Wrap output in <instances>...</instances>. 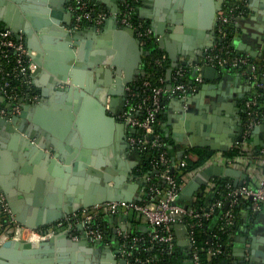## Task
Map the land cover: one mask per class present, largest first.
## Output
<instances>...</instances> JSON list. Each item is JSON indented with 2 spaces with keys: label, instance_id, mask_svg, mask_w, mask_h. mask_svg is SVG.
Returning <instances> with one entry per match:
<instances>
[{
  "label": "water",
  "instance_id": "95a60500",
  "mask_svg": "<svg viewBox=\"0 0 264 264\" xmlns=\"http://www.w3.org/2000/svg\"><path fill=\"white\" fill-rule=\"evenodd\" d=\"M71 1L0 0V27L15 35L21 31L27 37L26 48L35 52L37 67L32 77L41 93L38 102L22 105L19 113L10 115L8 110L7 116H0V134L4 135L0 151L7 155L6 165H0V192L14 221L34 230L83 209L105 203H137L144 197L146 175L139 178L133 174L134 166L124 162V153L122 159L114 157L112 143L116 141L122 152L129 147L127 137L135 131L116 117L123 111L124 88L132 82V71L137 73L141 56L148 53L137 45L134 31L117 22L122 0L102 3L110 13L103 26L89 25L79 31L70 30L63 20V7ZM225 1L156 0L149 25L158 46L163 50L165 29L170 38L178 42L182 37L192 46L194 36L202 39L206 30L214 28ZM246 1L248 9L256 13L258 0ZM259 8V18L264 21V0ZM97 30L103 33L98 35ZM52 40L55 46L50 44ZM168 52L173 68L178 57ZM202 72L206 80L222 77V71L209 66ZM144 73L143 68L140 74ZM199 96L177 100L187 104ZM199 108L188 110L194 116L185 123L190 135L182 145L225 153L243 141L239 112L231 119L222 118L226 115L216 110L204 113ZM263 128L262 124L253 129L251 145H264L258 137ZM16 156L25 158L20 168L13 159ZM229 174V168L208 166L194 174L180 197L190 200L211 178ZM244 178L240 173V179ZM139 185L141 191L134 193ZM87 244L85 239L71 240L65 232L41 242L7 240L0 245V264H127L102 248L101 241ZM253 248L243 261L233 264H264V256ZM101 252L104 257L97 262L95 256Z\"/></svg>",
  "mask_w": 264,
  "mask_h": 264
},
{
  "label": "built area",
  "instance_id": "2783aa9c",
  "mask_svg": "<svg viewBox=\"0 0 264 264\" xmlns=\"http://www.w3.org/2000/svg\"><path fill=\"white\" fill-rule=\"evenodd\" d=\"M137 0H122L119 5L117 22L121 27L131 28L139 48L151 55V63L160 69L167 70L166 77H159L156 83L149 80L150 74L146 71L135 83L125 86L124 107L118 120L127 128L135 132L127 137V144L137 154L148 151L154 153L149 160L150 170L146 175L144 184V197L137 203H105L80 210L62 220L34 230L17 224L10 214L5 198L0 194V207L5 220H0V245L7 240L17 242L47 241L56 234L65 232L73 241L81 239L93 244L97 241H106L105 221L109 217L131 218L134 221L147 224L146 234H127L118 229L114 234L121 240V249L118 255L127 264H147L152 258L138 256L140 252L139 241L145 237L151 244L149 249L162 245L169 252H173L175 239L174 225L183 228L188 245L187 256L192 264H200L199 252L205 251L207 258L214 255H225L227 249L223 247L197 248L194 242V229L201 227L203 222L209 220L215 210L224 207L220 213L222 224L219 229L228 232L234 226L237 213L234 207L241 202H250L252 210H258L264 205V149L250 150L249 138L253 129L260 125L262 115L256 110L257 94L264 101V70L259 71L264 64V57L254 60L247 54L238 52L231 45L229 27L237 24L239 19L248 13L246 0H226L221 11L217 13L216 24L213 28L214 43L204 50L200 59L189 61L188 64L178 58L177 65L171 68L168 55L158 46L157 37L149 24L136 18ZM73 15V24L70 30L78 31L83 25L100 27L104 24L109 13L95 8L88 0H74L69 6ZM147 56H144V58ZM35 53L26 48L23 37L13 34L10 30L0 27V97L8 107H0V116L5 117L20 112L23 103H36L41 95L34 86L32 74L36 70ZM145 60V59H144ZM144 64V62H143ZM168 66L170 67L169 69ZM205 66L219 71H239L248 80L253 92L244 102V116L242 121L243 141L234 143L229 147L243 150L241 155L233 158L226 157L222 152H213L206 157L202 164L183 177L184 183H178L173 176L186 166L187 160L193 158L192 148L184 147L179 156L169 155L167 140L158 130L157 121L165 108V101L169 98L185 100L193 96L204 83L202 69ZM186 73L190 74L189 79ZM186 78V81H185ZM186 104V103H183ZM252 157H258L262 171L256 173L249 165ZM208 166H218L222 169L237 167L245 174L240 185L226 183V194L219 193L216 188L217 179L211 178L200 190L204 198V207L195 208L193 200L187 204L178 202L180 193L194 174ZM138 167V166H137ZM136 167V168H137ZM135 172V171H134ZM155 180L153 181V179ZM247 178V179H246ZM161 181V182H160ZM219 193L220 198L214 199ZM231 233H229V237ZM228 237V239H229ZM211 238V237H210ZM209 238V239H210Z\"/></svg>",
  "mask_w": 264,
  "mask_h": 264
},
{
  "label": "crops",
  "instance_id": "0c3cea01",
  "mask_svg": "<svg viewBox=\"0 0 264 264\" xmlns=\"http://www.w3.org/2000/svg\"><path fill=\"white\" fill-rule=\"evenodd\" d=\"M56 1L60 2V0ZM88 1L95 8L105 10L109 13V10L104 6V4H102L107 0ZM72 3L73 1L65 4L63 7V20L66 21L65 23L70 25V28L73 24V15L69 11V6ZM120 3L121 2L118 3V6L120 5ZM155 3L156 0H137L136 18L138 20L144 21L147 24H150L151 21L149 17L152 14ZM257 4V12L255 13L253 10L249 9L248 16L239 19L237 24L234 25L231 29L230 35L231 45L233 46V48L240 53L247 54L254 60H259L261 57H264V29L262 28V26H264V21L261 20L258 15L261 0H258ZM19 14L23 18L22 11ZM198 21L199 20H195L193 22L198 23ZM84 27L79 30L86 29ZM205 32V37H203L202 39H198L196 36H194L191 46L189 45V43L185 44V40H183L182 37L181 40H178V42L170 38L169 36L171 33H169L165 29L164 48L167 50H165L164 48L163 50L168 55V57V51H170L174 56H177L179 60H181V62L184 61L187 65L190 60L193 61L196 59H200L204 50L206 48H209L214 43L215 39L213 35V29L211 31L206 30ZM97 33L98 35H100L103 32H101V30H97ZM19 34L23 37L24 40L27 39V37L24 36L21 31H19ZM177 43H179V46ZM50 44L52 46H55L56 41L52 40ZM183 45H185V47H183ZM198 53H201V55H198ZM144 59V56H141V63L137 68V73L132 71L131 83L137 82L139 78L142 77L140 71L143 69ZM126 62L130 63L128 58L126 59ZM221 75L222 77L220 78L207 80L204 79V83L202 84V86L205 85V88L202 89V86H200L197 93L193 95L195 98V96H199L201 94L198 98H196V100L193 98L187 104L180 103V101H178L176 98H169L165 101V108L158 118L157 127L161 134L167 139V143L169 145L168 149L172 152L173 155L179 156L184 147H186L181 144L182 142H184L183 139H186L190 135L185 131V123L187 122V119H191L194 116L192 112L188 113V110H196V108H199L197 106H200L201 110L204 113L206 112V110H216L219 114L226 115L222 118H236L238 112L240 113L241 118L244 116V111L242 110L244 109V102L249 97V94L253 92L247 78L239 71L234 70L222 71ZM35 88L41 95L40 90L37 87ZM23 105L25 107L26 103H23ZM0 107H8L2 98L0 99ZM260 111L263 114L260 125H264V101H262L261 103ZM116 118L118 119V116ZM3 136V133H1L0 137ZM258 137L261 141L264 142V128L259 130ZM116 144V141L112 143L113 146L115 145L116 151L114 157L117 156L118 159H122V153H124V162L134 166L132 173H135L134 171L139 165L137 152L133 151L129 147L127 150L122 152L119 148H116ZM249 147L250 150L254 151L264 149V145L260 144L250 145ZM3 152L5 151H0V165L5 166L7 155ZM13 159L19 168L24 162H26L25 158H22L21 156H16ZM249 165L253 166V171L256 173H260L262 171L258 157H252ZM229 169L230 174L228 175L226 180H228L229 183H233L236 185L239 184L242 181L240 179V173H242L241 170L238 168V166L230 167ZM26 175L27 177L31 176L30 174ZM140 191L141 185L136 187L134 193H138ZM199 196L201 197L200 191H197L189 199L193 200L195 197ZM187 199V197L182 196L178 199V202L181 204H187L189 201ZM1 215L2 210L0 207V216ZM116 229L124 231L127 234H134L135 232L146 234L148 232V225L138 223L129 217L126 221H123L120 217H109L106 219L105 232L107 233V237L106 241L102 242L101 247L104 249H109L110 252L114 253V256L117 259H121L118 255V252L120 251L122 244L121 240L116 238L114 234ZM173 235L175 239V248L177 249L179 256H181L182 264H192L190 258L186 254L188 252V245L186 234L183 228H181L180 226L173 228ZM250 238H253L251 239L253 240L252 242H250ZM259 239L263 241L258 242L257 240ZM88 245L93 246L91 243L87 244V246ZM252 245L254 247V252L260 253L261 256H264V205L260 206L258 210L254 211L251 209L250 202L249 204L246 202H241L237 211V219L235 222L234 231L231 233V236L229 237L227 242V264H233L234 261H243L244 255H247L251 251ZM75 253L80 254V252L78 251ZM95 257V260L97 262H100L103 259L104 254L103 252H101L99 256ZM246 263L247 262H245L244 264Z\"/></svg>",
  "mask_w": 264,
  "mask_h": 264
},
{
  "label": "trees",
  "instance_id": "16d2710c",
  "mask_svg": "<svg viewBox=\"0 0 264 264\" xmlns=\"http://www.w3.org/2000/svg\"><path fill=\"white\" fill-rule=\"evenodd\" d=\"M230 28L232 29L233 27H229V30H228L229 32H230ZM230 41L231 39L229 40L228 38L227 42L229 43ZM143 68L148 74H150L149 80L151 81V83H156L157 78L166 77V74H167L166 73L167 70L160 69L152 65L151 55L147 56V58L145 57ZM169 68L170 67L168 66L167 69ZM263 70H264V64L261 65L259 71L261 72ZM189 75H190L189 73L188 74L186 73L187 80L189 79ZM186 78H185V81H186ZM262 101L263 100L261 96L257 94L258 104L256 106V110L263 117V114L260 111V106H261ZM248 141H250V138ZM167 151L169 155H172V152L168 148H167ZM191 151L193 152L195 159L191 158L187 160L185 168L173 173V176L175 177L178 183H184L182 181L183 177H185L192 170L200 166L202 162L204 161V159L213 153L207 148H192ZM241 151L242 150L236 147V148H232L228 150L227 152L224 153V155L226 157L233 158L235 156L241 155L240 153ZM153 155L154 153L148 152V151L138 154L139 165L135 169L136 174L143 175L144 173H147L150 170L149 160L152 158ZM154 180L155 178L153 179V181ZM215 182L217 185L216 188H219V193L226 194L227 190L225 189L224 185L228 183V180L217 179L215 180ZM219 193L214 194V199L220 198ZM246 203L249 204V202H246ZM193 205L195 208H198V209L204 207V198L200 196L197 197ZM238 208H239L238 206L234 207L235 213H237ZM222 211H224V207L220 208L219 210L218 209L215 210L214 214L209 220L203 222V225L201 227H198V228L196 227L194 229L193 238H194V242L197 248L207 249L209 247L215 248L218 246L220 248L223 247L224 251L227 249L229 233H232L235 227L232 226L228 232H223L222 230L219 229V226L222 224V222L220 221L219 215ZM0 220L2 221L5 220V217L3 214L0 216ZM133 235L140 236L141 234L135 232ZM150 246L151 244L148 243V238L143 237L139 241L140 252L138 256L142 258L149 257L153 259L152 262H149L147 264H182L181 256H179L178 251L175 247L173 248V252H169L162 245H156L153 248L149 249ZM199 261H200V264H227L228 258L225 255H214L210 259H208L205 251H200Z\"/></svg>",
  "mask_w": 264,
  "mask_h": 264
},
{
  "label": "flooded vegetation",
  "instance_id": "af4514ba",
  "mask_svg": "<svg viewBox=\"0 0 264 264\" xmlns=\"http://www.w3.org/2000/svg\"><path fill=\"white\" fill-rule=\"evenodd\" d=\"M248 13H249V10H248ZM246 16H248V14L246 15ZM85 26V27H84ZM89 25H83L82 27H84V28H87ZM209 31H211V29L209 30ZM206 113V112H205Z\"/></svg>",
  "mask_w": 264,
  "mask_h": 264
}]
</instances>
